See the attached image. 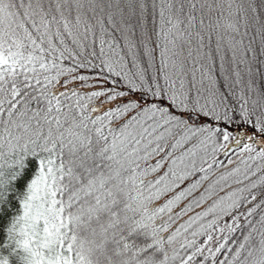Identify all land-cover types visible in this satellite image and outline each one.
I'll return each instance as SVG.
<instances>
[{
  "label": "snow or ice",
  "instance_id": "1",
  "mask_svg": "<svg viewBox=\"0 0 264 264\" xmlns=\"http://www.w3.org/2000/svg\"><path fill=\"white\" fill-rule=\"evenodd\" d=\"M0 264H264V0H0Z\"/></svg>",
  "mask_w": 264,
  "mask_h": 264
}]
</instances>
